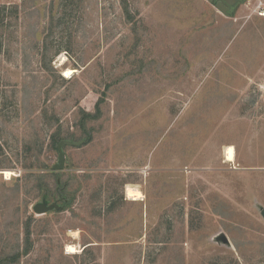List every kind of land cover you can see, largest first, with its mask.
I'll list each match as a JSON object with an SVG mask.
<instances>
[{
  "label": "rangeland",
  "instance_id": "obj_1",
  "mask_svg": "<svg viewBox=\"0 0 264 264\" xmlns=\"http://www.w3.org/2000/svg\"><path fill=\"white\" fill-rule=\"evenodd\" d=\"M255 1L225 17L215 0H0V259L23 252L30 225L12 264L90 263L96 248L66 247L142 236L117 257L264 264Z\"/></svg>",
  "mask_w": 264,
  "mask_h": 264
},
{
  "label": "crops",
  "instance_id": "obj_2",
  "mask_svg": "<svg viewBox=\"0 0 264 264\" xmlns=\"http://www.w3.org/2000/svg\"><path fill=\"white\" fill-rule=\"evenodd\" d=\"M216 2H217V0H215V4H216ZM236 9L233 10L232 15ZM221 14L224 15L223 13H221ZM224 16L228 17L227 15H224ZM229 17H231V16H229ZM127 192H128V190H127ZM128 198L127 197L124 198V201L126 202L127 201L126 199H128ZM135 201H139V200L136 199ZM143 237L144 236L138 237L134 241L124 240L122 242H117V243L116 242L111 243L102 237H100V238L92 237L91 241H88L85 243L82 242L83 244L81 246L80 252L77 254L81 255V257H84V256H86V254H87L86 251L89 248H92V249L96 248V250L98 251L97 258L92 259L90 263H88V260H87L84 263L81 261L80 263H76V264H132V257L130 255L126 256L124 254V252H126V251L120 252L119 253L120 257H117L116 254L119 250H124L127 246L130 247L133 244H137V242H139ZM146 250L147 249H145V253L141 254V259L137 260L138 261L137 264H146V259H147V251Z\"/></svg>",
  "mask_w": 264,
  "mask_h": 264
},
{
  "label": "water",
  "instance_id": "obj_3",
  "mask_svg": "<svg viewBox=\"0 0 264 264\" xmlns=\"http://www.w3.org/2000/svg\"><path fill=\"white\" fill-rule=\"evenodd\" d=\"M245 2H246V0H217L215 6L224 15L232 16L233 10L236 9L237 7H239L240 5L245 4ZM82 143H83V141H81V142H69L66 144H72L74 146H77V145H80ZM63 144H65L64 141L62 144H60L58 146V150L61 151L59 154V163L53 167V169L57 172L63 171L65 169V165H66V155L62 149ZM35 211L38 214H43V213H45L46 209L42 204H38L35 207ZM223 240L225 242L228 241L226 238H224Z\"/></svg>",
  "mask_w": 264,
  "mask_h": 264
},
{
  "label": "trees",
  "instance_id": "obj_4",
  "mask_svg": "<svg viewBox=\"0 0 264 264\" xmlns=\"http://www.w3.org/2000/svg\"><path fill=\"white\" fill-rule=\"evenodd\" d=\"M125 2V0H123V3ZM44 66L46 67V63H44ZM83 117H84V121L83 122V127H84V123H87V121L91 120V119H94L95 118V115L93 114H90L86 111H81ZM57 132L55 134H53L52 136V142H53V145L55 146L56 144H58L60 141V138H59V133H60V127L57 128ZM81 142V141H80ZM59 172L57 173H54L55 177H59ZM65 186L64 185H61V186H58L56 187V189L59 191H61V193H64L65 192V189L64 188ZM26 241H25V246L26 247H23V252L22 253H16L13 257H8V258H5V259H0V264H12L14 262H17L19 261V259L23 256V255H28L30 250L32 249L33 247V240H32V231H31V227L30 225L27 226L26 228Z\"/></svg>",
  "mask_w": 264,
  "mask_h": 264
},
{
  "label": "bare ground",
  "instance_id": "obj_5",
  "mask_svg": "<svg viewBox=\"0 0 264 264\" xmlns=\"http://www.w3.org/2000/svg\"><path fill=\"white\" fill-rule=\"evenodd\" d=\"M75 70H72V69H67L63 72L64 76L66 78H70L73 74H74ZM225 157H226V161L227 162H235L236 160V153H235V150L232 146H228L226 148V152H225ZM6 174V177L9 178L12 176L13 172H10V171H6L5 172ZM135 191L131 188L128 189V197L129 198H133L134 200L137 199V197H135ZM139 199V198H138ZM66 251L69 253V254H77L79 253L78 251V247H76L75 245H68L66 247Z\"/></svg>",
  "mask_w": 264,
  "mask_h": 264
},
{
  "label": "built area",
  "instance_id": "obj_6",
  "mask_svg": "<svg viewBox=\"0 0 264 264\" xmlns=\"http://www.w3.org/2000/svg\"><path fill=\"white\" fill-rule=\"evenodd\" d=\"M252 12L259 18H264V0H256L252 5Z\"/></svg>",
  "mask_w": 264,
  "mask_h": 264
}]
</instances>
